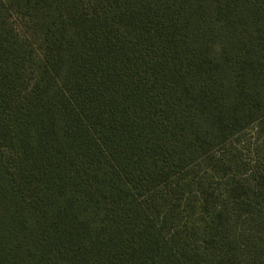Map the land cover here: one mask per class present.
I'll return each instance as SVG.
<instances>
[{"label":"trees","instance_id":"1","mask_svg":"<svg viewBox=\"0 0 264 264\" xmlns=\"http://www.w3.org/2000/svg\"><path fill=\"white\" fill-rule=\"evenodd\" d=\"M0 264H264V0H0Z\"/></svg>","mask_w":264,"mask_h":264},{"label":"rangeland","instance_id":"2","mask_svg":"<svg viewBox=\"0 0 264 264\" xmlns=\"http://www.w3.org/2000/svg\"><path fill=\"white\" fill-rule=\"evenodd\" d=\"M252 136H253V132L249 131L244 139L250 142L252 140Z\"/></svg>","mask_w":264,"mask_h":264}]
</instances>
